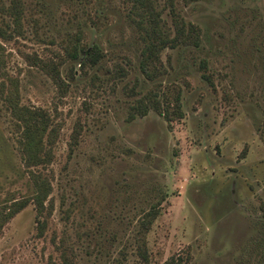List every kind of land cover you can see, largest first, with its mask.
Masks as SVG:
<instances>
[{"label":"rangeland","instance_id":"rangeland-1","mask_svg":"<svg viewBox=\"0 0 264 264\" xmlns=\"http://www.w3.org/2000/svg\"><path fill=\"white\" fill-rule=\"evenodd\" d=\"M10 2L0 0L12 33L0 38V206L32 194V172L52 190L42 213L32 201L4 226L0 264H264V0H147L172 37L199 36L160 50L155 81L140 67L148 34L131 0H23L18 31ZM78 39L101 47L100 65L71 59ZM165 87L181 90L182 117L133 112ZM14 89L58 128L45 165L24 163L5 100ZM156 204L145 262L136 233Z\"/></svg>","mask_w":264,"mask_h":264},{"label":"trees","instance_id":"trees-1","mask_svg":"<svg viewBox=\"0 0 264 264\" xmlns=\"http://www.w3.org/2000/svg\"><path fill=\"white\" fill-rule=\"evenodd\" d=\"M10 5L5 6V12L13 19L15 30L21 26V18L24 13L23 0H10ZM133 6L139 11L144 10L141 14L142 21H139L141 26L146 28L148 41L146 47L139 55L140 67L146 79L156 80L162 72V63L160 62V50L169 46L175 47L181 39L193 42L198 40L199 36H194V29L185 34L186 30L177 28L175 35L172 37L170 32L159 24L158 15H154L153 6L147 0H131ZM149 16V19H147ZM147 21V25L143 23ZM10 23L0 19V38L7 39L12 33L7 29L10 28ZM18 27V28H17ZM187 30V31H190ZM1 47V43H0ZM71 59L76 64L90 65L96 67L101 64L104 53L99 45L85 46L81 45L80 39L74 44L70 53ZM43 67H52L50 63L42 64ZM55 74L58 76L59 84L65 87L67 84L62 79L60 69L54 66ZM114 79L124 78L127 71L124 67H118L115 70ZM121 72V74H120ZM73 78L75 74L71 75ZM206 81H210L207 75H203ZM166 87L163 90H151L145 95L136 100V104L132 106L134 113L145 116L149 111L153 110L161 115L172 120L174 117L180 118L184 115L183 106L181 103V90L174 94H168ZM8 108L11 110L13 117L16 120V126L20 133L19 145L27 168H32L40 165H45L50 161L52 156V146L55 143L58 128L54 125L50 114L41 108H31L21 105L18 99L17 90L14 89L7 97H5ZM34 177L33 191L29 197L21 200L15 198L8 199L0 206V234L4 226L11 221L19 212H21L30 202H34L38 213H42L45 209V201L48 199L52 186L48 179L41 175L32 172ZM159 206L153 205L146 211L140 221V226L137 231V241L139 250L145 262L149 261L148 247L146 244V235L151 229V225L159 215ZM162 264H185V261L179 255H174L167 259Z\"/></svg>","mask_w":264,"mask_h":264}]
</instances>
